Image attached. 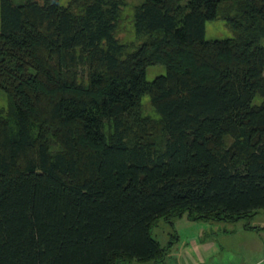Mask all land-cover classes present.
Masks as SVG:
<instances>
[{"label":"trees","instance_id":"1","mask_svg":"<svg viewBox=\"0 0 264 264\" xmlns=\"http://www.w3.org/2000/svg\"><path fill=\"white\" fill-rule=\"evenodd\" d=\"M125 4L0 0V264H163L185 213L263 228L264 0H139L137 42Z\"/></svg>","mask_w":264,"mask_h":264},{"label":"rangeland","instance_id":"2","mask_svg":"<svg viewBox=\"0 0 264 264\" xmlns=\"http://www.w3.org/2000/svg\"><path fill=\"white\" fill-rule=\"evenodd\" d=\"M70 0H59L60 4L66 5ZM139 0H126V4L122 7L116 36L123 42L136 41V36L133 29V6ZM232 30L226 25L222 18L210 19L205 22V38L206 39H222L231 37ZM165 73L163 64H153L146 68L145 76L147 80H152L154 77ZM259 101V98H255ZM143 111L152 116L155 112L150 105L149 97L144 95L141 98ZM8 106V97L3 89L0 88V109L5 112ZM245 220L240 219L233 222L227 221H205V220H189L187 214L172 218L170 221L159 219L156 226L151 229V235L156 238L161 245H166L169 242L172 246L169 249L163 264H179L182 259V254L187 248V243L190 241H206L211 237H216L211 233L212 228H239L242 227ZM252 225H264V208L259 211L250 220ZM201 228V229H200ZM200 229L196 237H192ZM235 253V252H234ZM233 253V254H234ZM228 254L234 256V255ZM226 255V254H225ZM227 259V257H225ZM162 262L148 261L145 263L134 264H161Z\"/></svg>","mask_w":264,"mask_h":264},{"label":"crops","instance_id":"3","mask_svg":"<svg viewBox=\"0 0 264 264\" xmlns=\"http://www.w3.org/2000/svg\"><path fill=\"white\" fill-rule=\"evenodd\" d=\"M257 226L263 228H212L216 237L188 242L179 264H264V225Z\"/></svg>","mask_w":264,"mask_h":264}]
</instances>
